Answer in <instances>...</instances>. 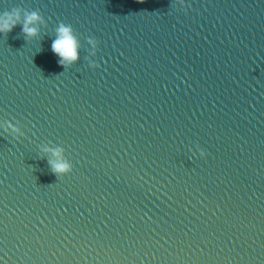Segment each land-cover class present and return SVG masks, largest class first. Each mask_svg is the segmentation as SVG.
Instances as JSON below:
<instances>
[{"label": "water", "instance_id": "95a60500", "mask_svg": "<svg viewBox=\"0 0 264 264\" xmlns=\"http://www.w3.org/2000/svg\"><path fill=\"white\" fill-rule=\"evenodd\" d=\"M14 8L42 20L0 32V264H264V0Z\"/></svg>", "mask_w": 264, "mask_h": 264}, {"label": "clouds", "instance_id": "9594fccd", "mask_svg": "<svg viewBox=\"0 0 264 264\" xmlns=\"http://www.w3.org/2000/svg\"><path fill=\"white\" fill-rule=\"evenodd\" d=\"M42 17L37 11L25 13L21 16V10L14 8L10 11H4L0 14V32L5 34L12 31L18 24H22V32L26 37H35L39 33L38 23ZM57 38L52 43V51L60 57L59 63L67 66L76 61L79 56V41L75 35V30L72 25L61 22L56 29ZM53 155L59 157L60 150H52ZM52 170L55 173H64L70 170V165L67 162H62L57 159L49 160Z\"/></svg>", "mask_w": 264, "mask_h": 264}]
</instances>
